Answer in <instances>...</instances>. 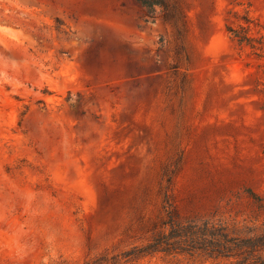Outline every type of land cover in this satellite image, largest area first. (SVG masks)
Returning <instances> with one entry per match:
<instances>
[{
	"label": "rangeland",
	"instance_id": "374dc122",
	"mask_svg": "<svg viewBox=\"0 0 264 264\" xmlns=\"http://www.w3.org/2000/svg\"><path fill=\"white\" fill-rule=\"evenodd\" d=\"M169 211L264 230V0H0V264L120 253Z\"/></svg>",
	"mask_w": 264,
	"mask_h": 264
},
{
	"label": "trees",
	"instance_id": "16d2710c",
	"mask_svg": "<svg viewBox=\"0 0 264 264\" xmlns=\"http://www.w3.org/2000/svg\"><path fill=\"white\" fill-rule=\"evenodd\" d=\"M228 31L240 42L252 43L253 38L244 27L237 29L228 26ZM163 225L164 230L156 232L145 245L112 255L102 253L84 264H127L156 253L188 254L202 257L205 262L225 261L224 264H264V230L259 234L242 236L225 222L182 220L172 211L168 212V219Z\"/></svg>",
	"mask_w": 264,
	"mask_h": 264
}]
</instances>
